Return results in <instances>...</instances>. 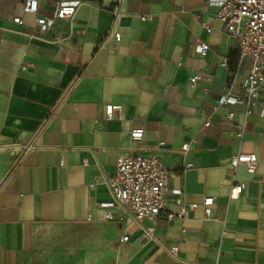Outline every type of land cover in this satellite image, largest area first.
<instances>
[{
	"label": "crops",
	"instance_id": "obj_1",
	"mask_svg": "<svg viewBox=\"0 0 264 264\" xmlns=\"http://www.w3.org/2000/svg\"><path fill=\"white\" fill-rule=\"evenodd\" d=\"M24 1L0 0V264H69L64 248L74 257L81 241L100 242L87 264L101 255L110 264H264V89L250 103L218 105L230 74L232 96L245 99L252 60L238 66V44L216 8L205 0H38L33 15ZM59 4L77 8L74 20L37 29ZM198 40L209 45L205 57L194 51ZM196 73L207 81L191 85ZM109 105L119 117L107 119ZM134 129L144 131L137 142ZM185 143L193 167L171 178L165 210L176 211L174 190L196 210L144 220L159 243L130 218H103L120 215L98 206L110 199L105 180L119 157L156 153L178 168ZM239 153L257 156L254 173L228 167ZM206 196L215 199L208 218ZM47 241L53 260L40 253Z\"/></svg>",
	"mask_w": 264,
	"mask_h": 264
},
{
	"label": "built area",
	"instance_id": "obj_2",
	"mask_svg": "<svg viewBox=\"0 0 264 264\" xmlns=\"http://www.w3.org/2000/svg\"><path fill=\"white\" fill-rule=\"evenodd\" d=\"M124 0H118L123 3ZM208 6L216 8L215 18L226 28L228 39L238 44V66H240L246 58L252 60L251 67L242 88L246 92L244 100H239L232 96L231 88L234 82L232 74L229 75L228 89L220 98L218 105L229 103H242L255 101L259 99L260 92L264 89V0H205ZM38 0H25L23 11L27 14L36 15L38 13ZM77 8L73 5H57L53 12V16L49 19L37 18L36 28L41 32L48 33L54 29L58 20L69 21L74 20ZM115 18L119 16L117 9L113 11ZM145 19L144 17L142 18ZM17 24H22V19L17 17L14 19ZM208 32L211 26H207ZM53 38L58 40L59 34H54ZM115 39L119 40L120 35L115 34ZM209 50V45L198 40L194 46V51L198 56L205 57ZM224 63V66H226ZM207 81V78L200 73H196L190 79L191 85L198 82ZM120 107L116 105L106 106V117L111 119L114 116L119 117ZM264 115V114H263ZM210 121L205 123L209 126ZM144 131L142 129H134L130 132L133 142L142 139ZM243 132L239 133L242 137ZM162 145V144H161ZM135 148L131 147L130 151ZM189 150V144L185 143L180 148V165L178 168L168 166L156 153L146 156L129 154L121 156L117 159L115 175L105 180L110 199L108 201L99 202L100 210L107 209L119 210L120 215L105 213L103 218L112 221L118 219L122 221L124 218H130L144 232L148 241L159 243L155 237L153 227H144V220H155L160 215L166 216L168 219L177 217L184 219L189 210H196L197 204H186L183 199L181 190L171 191L173 196V204L176 211L167 212L165 210V195L168 192V185L176 174H185L193 167L191 163L186 162V156ZM243 165L248 172L254 173L258 167V159L255 154L239 153L233 156L228 167L234 170L237 166ZM242 191L240 184L233 185L230 192V199H236ZM215 203V199L210 196L202 198L201 206L208 218L211 213V207ZM91 220V216H87ZM129 237L124 234L122 242H127ZM178 247L170 246L168 250L169 256L173 260H177Z\"/></svg>",
	"mask_w": 264,
	"mask_h": 264
},
{
	"label": "rangeland",
	"instance_id": "obj_3",
	"mask_svg": "<svg viewBox=\"0 0 264 264\" xmlns=\"http://www.w3.org/2000/svg\"><path fill=\"white\" fill-rule=\"evenodd\" d=\"M99 241H95V242H87V241H81L79 242L74 248L73 250L75 251L76 255L74 257H72L71 255L73 254L72 252V248L71 246L69 247H65V251L67 253H64V260L66 263L69 262V264H87L88 263V259L91 260V258L87 257V250H89L90 248H95L96 250L99 251ZM39 249H40V253L41 254H47V258L48 260H53L54 259V254L56 251V246L54 245V242L51 241H47L46 243H44L43 245H39ZM86 255V256H84ZM74 259V261H72ZM67 260V261H66ZM90 264H110V260L109 258H105L101 255L96 257L95 262H92Z\"/></svg>",
	"mask_w": 264,
	"mask_h": 264
}]
</instances>
